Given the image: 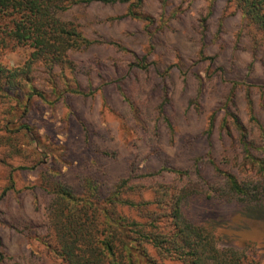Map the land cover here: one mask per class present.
Returning <instances> with one entry per match:
<instances>
[{"label":"rangeland","instance_id":"1","mask_svg":"<svg viewBox=\"0 0 264 264\" xmlns=\"http://www.w3.org/2000/svg\"><path fill=\"white\" fill-rule=\"evenodd\" d=\"M128 8L80 2L63 13L93 41L70 54L74 68L65 70L66 81L79 84L85 95L57 100L49 73L38 66L32 74L52 102L35 100L17 123H28L35 141L24 131H0L1 264L57 261L45 244L49 196L41 183L48 168L80 192L82 178L99 175L113 183L129 175L134 161L143 171L186 169L199 157L228 167L237 149L221 122L233 86L244 123L251 125L249 92L264 124V38L232 2L145 0L142 12L154 19L152 25L128 16ZM29 54L21 45L0 49V62L21 65ZM145 55L148 72L131 66ZM15 105L1 104L0 118L16 112ZM190 209L219 229L223 244L247 249L264 264V210L202 198Z\"/></svg>","mask_w":264,"mask_h":264},{"label":"trees","instance_id":"2","mask_svg":"<svg viewBox=\"0 0 264 264\" xmlns=\"http://www.w3.org/2000/svg\"><path fill=\"white\" fill-rule=\"evenodd\" d=\"M95 1L128 3V16L154 24L142 12L145 0H0V49L18 45L30 49L21 65L0 62V105L16 104V112L0 118L1 132L34 136L28 123H17L29 114L35 100L52 102V95L32 74L38 66L49 73L57 100L68 94L85 95L79 84L71 87L66 81L65 70L74 68L70 54L89 48L93 41L62 14L80 2ZM229 1L264 38V0ZM147 59L148 55L138 58L131 66L148 72ZM246 101L251 127L236 108L233 86L221 122L237 149L235 163L228 167L212 157H199L190 168L165 165L143 171L134 161L129 175L113 183L99 175L82 178L80 192L53 167L45 170L41 183L49 196L45 244L57 260L52 264H261L247 249L223 244L219 229L197 219L190 209L193 200L202 198L264 210V124L254 112L249 92ZM216 119L214 113L212 132ZM14 184L11 176L9 189Z\"/></svg>","mask_w":264,"mask_h":264}]
</instances>
